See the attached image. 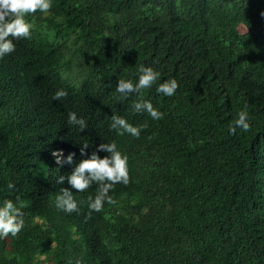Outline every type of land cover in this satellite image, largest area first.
Segmentation results:
<instances>
[{
  "label": "trees",
  "instance_id": "obj_1",
  "mask_svg": "<svg viewBox=\"0 0 264 264\" xmlns=\"http://www.w3.org/2000/svg\"><path fill=\"white\" fill-rule=\"evenodd\" d=\"M262 13L264 0H52L26 16L31 38L0 59V201L19 198L25 221L0 239V264H264ZM141 64L160 80L117 99ZM170 78L175 95L157 93ZM59 89L68 95L55 100ZM143 99L164 118L135 112ZM245 107L250 130L231 134ZM113 114L145 125L140 137L111 129ZM82 142L128 156L129 183L100 212L88 207L97 185L56 182ZM57 149L73 164L59 167ZM61 188L78 211L56 207Z\"/></svg>",
  "mask_w": 264,
  "mask_h": 264
},
{
  "label": "clouds",
  "instance_id": "obj_2",
  "mask_svg": "<svg viewBox=\"0 0 264 264\" xmlns=\"http://www.w3.org/2000/svg\"><path fill=\"white\" fill-rule=\"evenodd\" d=\"M52 7V0H0V59L15 51L14 40L31 38L33 25L26 20V16L34 14L38 10L41 13H48ZM264 15V13H262ZM11 37V38H10ZM135 82L132 79H118L116 92L119 93L117 99L128 98L132 94L140 93L143 89H150L160 80V73L151 66L141 64L137 70ZM179 84L175 78L164 80L156 87L157 93H162L166 97L175 95ZM68 95L63 89L57 90L53 94V99L61 100ZM133 109L137 113H147L152 120L164 118V113L154 107L152 102L143 99L133 103ZM67 122L78 126L80 131L87 128V121L83 117H78L76 112H69ZM145 125H133L120 115L111 116L110 128L116 130L118 134H130L139 138ZM239 128L247 132L251 128L247 108L241 109L237 113L234 124L229 126L231 134L236 133ZM89 148L87 142H82L79 149L81 159L72 168L67 176L60 175L57 178L58 184H63L65 180L72 189L84 192L93 184L97 185L95 196H89L88 207L90 211L100 212L105 203L114 205L116 201L109 195L117 184L127 185L129 183L128 156L122 153L115 142L100 143L90 154H86ZM108 155L101 157L100 152ZM51 155L59 167L64 164L72 165L74 153L69 152L64 155L62 149L53 150ZM9 189H14L15 185L8 184ZM55 204L59 210L72 213L79 210L77 200L69 188H61L55 197ZM24 214L22 205H19V198L16 201L4 199L0 201V239L9 235L16 237L24 228ZM75 264H81L79 260Z\"/></svg>",
  "mask_w": 264,
  "mask_h": 264
},
{
  "label": "bare ground",
  "instance_id": "obj_3",
  "mask_svg": "<svg viewBox=\"0 0 264 264\" xmlns=\"http://www.w3.org/2000/svg\"><path fill=\"white\" fill-rule=\"evenodd\" d=\"M121 105H122V103H121ZM20 237V236H19ZM22 238V237H21ZM44 240V239H43ZM42 250V249H41ZM12 251V250H11ZM13 255V254H12ZM15 256V255H14ZM7 258V257H6Z\"/></svg>",
  "mask_w": 264,
  "mask_h": 264
}]
</instances>
